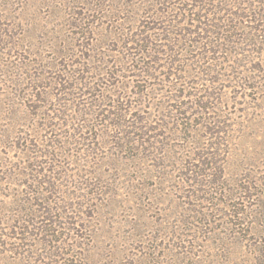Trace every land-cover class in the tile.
<instances>
[{
    "label": "rangeland",
    "instance_id": "rangeland-1",
    "mask_svg": "<svg viewBox=\"0 0 264 264\" xmlns=\"http://www.w3.org/2000/svg\"><path fill=\"white\" fill-rule=\"evenodd\" d=\"M254 17L264 0H0V264H264Z\"/></svg>",
    "mask_w": 264,
    "mask_h": 264
},
{
    "label": "trees",
    "instance_id": "trees-1",
    "mask_svg": "<svg viewBox=\"0 0 264 264\" xmlns=\"http://www.w3.org/2000/svg\"><path fill=\"white\" fill-rule=\"evenodd\" d=\"M214 1V3H215V0H213ZM205 14V13H204ZM257 15V14H256ZM208 16V15H207ZM253 16H255V15H253ZM258 17H261V16H258ZM205 18L206 17H204V20H205ZM254 20L255 21H253V22H251V23H253V24H256V23H258V24H256L257 25V27H255L254 29L256 30V31H259V28L261 29L262 28V30H264V21H263V18H255L254 17ZM224 24H222V25H217V27H218V29H219V31L220 32H223V33H233L235 30H237V24H239L238 22H235L234 20L233 21H231V20H228V19H226V18H223L222 20H221ZM204 31V30H203Z\"/></svg>",
    "mask_w": 264,
    "mask_h": 264
}]
</instances>
